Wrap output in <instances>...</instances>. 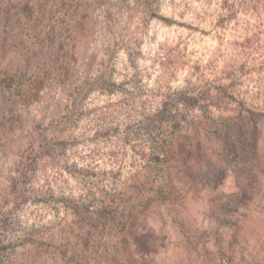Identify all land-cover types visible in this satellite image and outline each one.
Here are the masks:
<instances>
[{
  "label": "rangeland",
  "instance_id": "1",
  "mask_svg": "<svg viewBox=\"0 0 264 264\" xmlns=\"http://www.w3.org/2000/svg\"><path fill=\"white\" fill-rule=\"evenodd\" d=\"M181 1L150 3L196 28L167 26L142 0H0V218L7 225L0 245L16 246L0 254V264H264V121L255 143L221 119L176 138L169 163L183 203L156 194L162 174L140 152L145 133L136 126L145 111L159 109V88L183 87L190 61L218 47L206 16L197 20ZM241 28L232 24L226 40ZM102 75L113 91L104 83L81 88ZM252 85L244 77L239 89L263 93ZM130 121L136 132L127 140ZM35 142L50 144L52 156L34 164L20 186L28 200L11 212ZM214 166L226 176L202 190L197 177Z\"/></svg>",
  "mask_w": 264,
  "mask_h": 264
},
{
  "label": "trees",
  "instance_id": "2",
  "mask_svg": "<svg viewBox=\"0 0 264 264\" xmlns=\"http://www.w3.org/2000/svg\"><path fill=\"white\" fill-rule=\"evenodd\" d=\"M142 1L152 7L151 16L159 19L167 26L176 25L189 29L196 28L194 23L178 21L156 12L150 2L154 3L157 0ZM205 1V3H201L200 7L189 0L181 1V5L192 13L197 20L203 18L204 15L206 16L211 24L210 26H212V30L218 37L217 49L207 59L190 61V64L184 69L187 71V78L183 87L176 89L171 87L161 89L160 87L158 91L161 99L159 109L154 113L145 111L138 126L133 125V121H130L124 133L127 140H130L129 138L136 132V127L139 128L137 135L141 137L145 133L140 145V152H142L143 156L151 157V160L155 162L147 168H153L157 173L162 174V177H160L162 182L160 188L156 189V194L163 199L169 198V201L175 203H183L185 197L183 190L178 187L177 178L175 177L176 173L171 171L173 167H171L172 165L169 162L174 157L170 156V152L177 140L176 138L187 127L221 119L227 128L232 124L233 127L238 126L237 128H241L244 132L246 131L250 136L249 138H251L249 141L255 143L257 140L255 135L256 126L264 121V99H262L264 98V0ZM67 2L82 4L83 0H67ZM201 10L202 13L200 12ZM23 15L31 19L28 13ZM232 24L242 26L240 29L242 32L234 40L227 41L226 32ZM39 26L40 23L36 22L35 26H33L34 31ZM238 73H240V76L236 77ZM102 77V79L84 81L80 86H82V89L88 88L89 90L87 91H91L90 87L100 86L104 83L110 91H113L115 83L104 78L103 75ZM244 77L251 82L253 81L255 86L252 85V88L258 89L263 93H256L258 95H255L250 92H241L239 83ZM37 80V78L29 80L28 84H30L32 89ZM2 84L9 87L14 86L13 83H10V85L3 82ZM24 84L22 83V85ZM0 89L2 92L5 90L4 87ZM65 91L69 96H73L75 90L70 85ZM88 95L89 92L79 100L81 105ZM74 103V108H78L76 98ZM180 109H184L189 114V117L182 115ZM74 112L72 116L78 117L80 110ZM228 130L223 134L225 141L228 142L229 150L232 152V135H228ZM52 150L54 149L50 144H38L35 142L30 147V151H28L30 155H24L22 179L16 186H13V190L16 192V199H14V203L13 201L9 202L10 206L12 204L15 205L11 212L19 207L22 202L24 203L25 200H28L26 190H21L20 186H25L30 181L34 164L44 156H52ZM180 165L182 169L187 167L186 162ZM225 176L226 169L214 166L210 168L209 172H202L198 175L197 180L200 182L202 190H212ZM166 190L169 192L166 193ZM105 215L115 219L117 212L109 211ZM133 224L129 223V225ZM0 230H7L6 221L3 220V217L0 218ZM132 233L134 235V231ZM128 243L129 245L131 244L130 242ZM9 250L15 253L16 246L14 244L6 247L0 245V254L2 252L9 254ZM136 258L138 260V257Z\"/></svg>",
  "mask_w": 264,
  "mask_h": 264
}]
</instances>
